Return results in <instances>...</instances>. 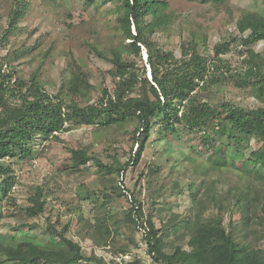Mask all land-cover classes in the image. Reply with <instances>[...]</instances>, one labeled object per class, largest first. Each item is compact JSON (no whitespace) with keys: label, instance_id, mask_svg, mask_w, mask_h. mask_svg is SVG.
<instances>
[{"label":"trees","instance_id":"1","mask_svg":"<svg viewBox=\"0 0 264 264\" xmlns=\"http://www.w3.org/2000/svg\"><path fill=\"white\" fill-rule=\"evenodd\" d=\"M87 1L97 6L99 0ZM101 1L115 15L111 28L117 41L111 45L86 42L91 54L112 64L115 85L103 87L98 97L94 96L98 90L95 74L79 62L73 50L68 52L57 88H51L44 77L54 44L41 54L29 74L20 69L23 58L32 54L43 37L32 45L0 52V226L4 225L5 208L18 221L45 217L46 222V226L38 222L10 225L13 233L0 229V264H148V258L152 264H264V54L255 49L264 41V0H260L263 10L232 17L235 30L212 50L208 35L201 40L193 29L180 26L187 31L180 56L157 39L179 19L169 0ZM30 8V0H13L9 23L0 31V47L12 43V35L20 30L18 22ZM234 51L243 57L239 67L225 59ZM19 60L21 63L16 62ZM233 78L238 88L249 89L257 106L238 105L225 97L215 102L205 96L204 92H218ZM129 126L133 127V145L124 163L116 161L115 155L104 161L92 151L94 145L63 136L82 127L110 132ZM54 141L68 145L66 171L75 173L93 161L103 178L101 188L92 193L102 196L97 199L102 200L98 201L94 229L77 234L92 240L95 247H109L110 258L94 248L87 250L71 236L74 217L62 223L59 216H47L49 191L44 184L33 187L25 204L12 195L18 183L15 164L45 154ZM184 142L193 153L184 156L190 163L186 172L200 176L206 186L190 193L194 213L174 214L159 227L156 211L163 219V208L157 207L156 198L161 197L164 186L156 177L168 165L182 164L183 159L173 154ZM151 143L158 161H151L147 173L140 175L147 177L142 199L140 180L128 187L122 177L129 168L139 166ZM227 171L238 175L235 184L222 177ZM219 192L225 195L221 202L215 197ZM236 193L238 200H234ZM90 194L87 199L92 198ZM120 196H127L130 206L119 222L109 207ZM237 203L244 210L240 218L234 213ZM78 211L81 214L82 209ZM119 223L130 231L128 237L122 238ZM39 227L48 240L16 234L22 228ZM136 232L140 233L138 239ZM142 244H146L144 253Z\"/></svg>","mask_w":264,"mask_h":264},{"label":"rangeland","instance_id":"2","mask_svg":"<svg viewBox=\"0 0 264 264\" xmlns=\"http://www.w3.org/2000/svg\"><path fill=\"white\" fill-rule=\"evenodd\" d=\"M31 8L25 19L18 22L20 30L12 35V43L7 47H0V52L6 54L10 47L13 49L29 46L43 37L41 43H38L31 55H26L20 64L22 74H29L38 65L41 54L45 52L52 44L54 49L48 58L45 66L44 77L51 88H57L60 81V71L68 64V52L73 50L79 62L93 71L94 82L97 85V92L94 96L102 91L103 87H114V79L110 74L112 64L108 61L91 54L86 42L104 43L106 45L114 44L117 38L112 33V24L115 15L110 12L109 5H105L101 0L97 6L92 5L87 0H30ZM172 9H175L178 15L177 24L170 31H161L157 39L165 49L174 51L180 56V44L187 37V31L182 30L180 26L191 28L195 31L197 38L203 40L208 35L209 49L212 50L214 45L223 37H227L235 30L232 17L249 10H263V4L260 0H228L225 5H216L214 3H202L199 0H169ZM13 0H0V31H3L8 23V14L11 9ZM98 44V43H97ZM241 49V48H240ZM255 49L264 54V41L259 42ZM142 58L147 60V51L143 48ZM225 59L230 60L234 66H241L243 57L237 51L225 55ZM21 63V60L16 61ZM149 68V67H148ZM150 71V70H149ZM25 75V74H24ZM15 75L12 79H15ZM234 78L228 84H223L220 90L204 92L206 97H210L215 102H220L224 97L234 103L246 107L257 106L258 101L252 96L249 89H241L234 85ZM67 139L72 141L78 140L83 144L94 145L92 151L101 157L104 161L112 160L115 155L116 161L124 163L131 154L133 145V127L129 126L123 130H113L107 132L102 127H82L71 132L65 133ZM155 136V135H154ZM153 136V138H154ZM152 138V139H153ZM40 143L38 140L36 142ZM187 143H179L174 150L173 156L183 159L182 164L170 168H164L161 174L157 175L160 183L164 186L161 197L157 196V207H162L163 219H159V211H156V222L160 227L166 223L174 214L194 213L191 192L204 188L206 184L202 183L200 176L188 171L186 167L190 163L184 160V156L193 155L187 148ZM38 145V144H37ZM40 145V144H39ZM255 147L257 146L254 145ZM138 145L136 144L134 150ZM205 153V150H201ZM69 156L67 143L54 141L50 149L41 156L29 161H20L15 164L18 175V183L14 187L12 195L16 197L19 203L25 204L27 197L33 187L36 185H45L49 191L48 200L50 202L47 216L53 215L61 218L62 223L74 217L72 223L71 236L79 240L87 249H95L97 253L110 258L112 252L108 248L94 245L92 240L85 241L81 234L85 230H93L95 218L98 215V197L100 193L92 194L102 186L103 178L98 174V168L93 161L80 171L70 173L64 169V164ZM151 161H158L156 158V148L151 145L136 168H129L123 175L122 182L130 187L133 180H140L142 191L139 196L145 197V187L147 177L140 176L142 172L147 173V165ZM173 162V161H172ZM171 162V164H172ZM222 177L231 178L232 185L238 181V175L232 171L222 173ZM91 193V194H90ZM92 198L87 199L88 195ZM102 197V196H101ZM216 201L221 202L225 195L219 192L215 196ZM239 194L236 193L234 200H238ZM143 211L147 212L146 203L143 201ZM130 206V200L127 196L114 197L110 202V214L117 220L121 221ZM82 209L81 214L78 208ZM5 217L2 220L3 226L0 229L5 233H13L10 225L22 223L30 224L38 222L39 225L46 226L45 217L27 218L22 217L20 221L13 216L12 210L5 208ZM236 218L244 214L243 207L236 204L234 208ZM119 221V222H120ZM163 221V222H162ZM118 226H122L121 223ZM122 238L130 235L126 227H121ZM186 230V229H183ZM182 230V231H183ZM20 236L30 235L42 240H48V237L41 231V228H22L16 231ZM137 239L140 233L136 232ZM143 245V244H142ZM142 246L140 250H143ZM120 257V256H119Z\"/></svg>","mask_w":264,"mask_h":264},{"label":"built area","instance_id":"3","mask_svg":"<svg viewBox=\"0 0 264 264\" xmlns=\"http://www.w3.org/2000/svg\"><path fill=\"white\" fill-rule=\"evenodd\" d=\"M142 246H146V244H143ZM143 253H144V251L143 250H141ZM125 258H129L130 256L129 255H125L124 256ZM118 259H120V258H118ZM148 264H152V262H151V260L148 258Z\"/></svg>","mask_w":264,"mask_h":264}]
</instances>
